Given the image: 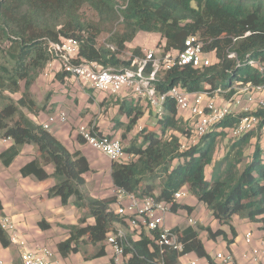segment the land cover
<instances>
[{"label":"trees","instance_id":"trees-1","mask_svg":"<svg viewBox=\"0 0 264 264\" xmlns=\"http://www.w3.org/2000/svg\"><path fill=\"white\" fill-rule=\"evenodd\" d=\"M141 32L159 34L165 39V51L181 50L189 36L198 35L205 51L214 54V64L203 70L184 66L161 72L156 82L160 93L181 86L191 93L231 89L232 95L238 83L264 86V76L252 64L264 62V0H0V138L13 141L0 159L9 166L24 146L37 147L39 156L21 170L22 175L44 181L49 178L45 166L53 165L56 185L49 196L61 198L63 204L72 200L77 208L87 211L79 225L67 227L70 237L60 245L64 254L80 253L81 245L88 242L100 246L93 259L104 257L107 235L117 231V224H124L111 208L116 198L95 199L88 195L84 175L90 165L86 157L81 152H70L30 118L29 114L46 109V105L35 101L31 87L47 65L58 59L53 45L62 39L79 41L76 63L93 62L121 72L132 68L135 57H142L140 49H135L129 60L121 58L126 44ZM102 35L107 38L100 44ZM230 53L237 54L238 62L229 57ZM150 71L149 66L145 72ZM14 95L20 97L15 99ZM120 112L130 115L124 106ZM139 115L130 120L131 126ZM255 115L261 118L259 135L255 130L239 139L232 138L230 129L242 116L231 115L196 146L181 151L180 142L190 133V125L170 100L162 118L157 119L159 132L144 136L141 144L138 139L132 141L124 149L125 161L112 163L111 176L117 189L140 193V197L156 196L159 191L156 198L167 203L176 192L186 189L222 227L231 229L232 239L222 229L174 228L184 244L180 254L173 250L161 253L145 232L137 241L127 234L129 264H180V258L190 253L212 261L200 231H206L210 240L222 237L230 245L237 236L232 226L235 216L261 224L264 232V148L260 144L264 110ZM225 133L233 142L216 160L219 140ZM254 140V153L243 165L246 149ZM185 208L175 204L172 211ZM88 218L95 223L87 224ZM40 226L48 227L44 222ZM152 235L159 238L158 231ZM0 242L5 248L12 245L1 224Z\"/></svg>","mask_w":264,"mask_h":264},{"label":"crops","instance_id":"crops-1","mask_svg":"<svg viewBox=\"0 0 264 264\" xmlns=\"http://www.w3.org/2000/svg\"><path fill=\"white\" fill-rule=\"evenodd\" d=\"M149 38L153 40L151 46L145 45ZM161 45H165V39L159 34L141 32L132 42L126 44V48L131 50V56L135 49H140L142 57L134 59L139 60L148 52L158 50ZM212 56L214 57V54ZM31 92L38 104L46 105V109L39 114H29L37 124L43 127L44 124L49 123L51 116L60 113L66 115L65 122L58 120L50 124L47 131L70 152H81L88 160L90 171L84 175L88 195L95 199L114 197L117 202L119 189L114 186L111 176L113 161L88 145L79 135V128L96 125L101 134L120 139L125 148L137 139L138 144H141L150 129V123L154 122L150 133L159 132V125H157L158 131H154L158 122L147 100L137 99L134 95L125 92L112 96L86 87L78 79L67 75L58 59L47 65L32 85ZM13 97L18 99L20 95ZM122 106L130 115L120 112ZM138 113L140 115L136 124L131 126L130 120ZM181 115L184 119L189 116L186 112ZM12 146V140L0 138V155ZM38 156L37 147L26 145L9 166L0 159V202L3 206V217H8L15 223L17 237L25 242V250L39 252L48 249L53 254L51 260L57 264H112V250L107 245L106 256L94 259H85L82 252L64 254L60 251V245L70 237L67 227L79 225L80 219L85 217L87 211L77 208L72 200L63 204L61 198L49 196V190L56 185L53 165L45 166L49 178L44 181L22 175L21 170ZM155 195L158 196L159 191H156ZM122 203L126 204V199L122 200ZM179 205L188 209H179L176 213L171 210L166 216L165 227L174 229L191 226L188 222L191 217L197 222L196 226H191L194 229L197 230L199 227H210L214 231L222 229L228 234L229 239H232L230 227H222L212 217L207 207L194 196L181 200ZM111 208L116 209V203ZM122 221L126 223L125 220ZM42 222L48 227L42 228L40 226ZM94 223L93 218L87 219V224ZM232 226L237 236L230 245L222 237L215 241L210 240L206 231H200V239L211 259L219 252H227L233 255L235 264H250L252 249L264 247V232L260 229L261 224L235 216ZM116 228L124 231L126 235H131L134 241L140 239V234L134 232L127 223L117 224ZM146 234L148 235L147 232ZM247 234H251L250 242L246 240ZM22 251L23 247L20 245L12 244L5 248L0 242V259L7 264H21ZM195 258H199L195 253L186 254L180 258V264Z\"/></svg>","mask_w":264,"mask_h":264},{"label":"built area","instance_id":"built-area-1","mask_svg":"<svg viewBox=\"0 0 264 264\" xmlns=\"http://www.w3.org/2000/svg\"><path fill=\"white\" fill-rule=\"evenodd\" d=\"M53 49L61 62L62 70L67 75L97 92L112 96L125 92L137 99H146L157 119L162 118L166 103L174 101L180 114L185 112L189 114L184 120L190 125V133L180 142L181 151L196 146L212 128L231 115L243 113L236 126L230 129V136L235 139L257 130L261 123V118L255 113L260 109L264 110V86L238 83L232 95L231 89L191 93L181 86L164 93L158 91L156 82L161 72L184 66L203 70L214 64L213 53L205 51L204 41L198 35L189 36L181 50L165 51V45H161L158 50L148 52L144 58L134 60L131 69L121 72L104 69L93 62L76 63L80 54V43L75 38H64L61 43L53 45ZM229 57L238 62L236 53H230ZM252 64L264 76V62ZM149 66L151 71L146 73ZM58 120L65 122L66 115L60 113L51 116L49 123L44 124L43 128L48 130L50 124ZM79 135L88 145L104 153L113 162L125 161V147L122 141L101 134L96 125L81 126ZM190 196L186 189H182L174 194L171 202L167 203L159 201L156 196L140 197V193H128L119 189L116 209L112 210L125 220L134 232L141 234L146 231L161 253L173 250L180 254L184 250V244L180 241L179 234L165 227V219L173 205ZM125 199L127 203L123 204L122 200ZM188 222L191 226L197 225L196 220L191 217ZM0 224L11 243L23 247L21 264H57L51 260L53 254L48 249L39 252L25 250V242L18 239L15 223L10 218H1ZM153 231L159 232V238L152 235ZM246 240L250 242L251 234L246 235ZM105 243L112 250V264H129L130 255L126 253V249L130 247V242L124 231L109 233ZM0 264L7 263L0 259ZM185 264H235V258L231 253L219 252L212 261L195 258ZM250 264H264V247L252 249Z\"/></svg>","mask_w":264,"mask_h":264},{"label":"rangeland","instance_id":"rangeland-1","mask_svg":"<svg viewBox=\"0 0 264 264\" xmlns=\"http://www.w3.org/2000/svg\"><path fill=\"white\" fill-rule=\"evenodd\" d=\"M119 5H120V7H123V4H119ZM106 38H107L106 35H102L99 38L100 44H103ZM152 41L153 40L151 38H149L145 45L151 46ZM130 54H131V50L126 48L125 52L122 54V57L127 59V60H129L131 58ZM162 74H164V72L161 73V75ZM242 115H243V113L239 114V116H242ZM157 121L158 120H156V122ZM153 123H150V129L148 130L147 135L150 134V130L153 128V126H152ZM157 125L158 124L155 125L156 129H154V131H158V126ZM220 131H222V129L218 130V132H220ZM254 133H255V135H259V131L258 130H256ZM260 134H262L261 139H260V144H261L262 148H264V132L260 133ZM232 142H233V140L230 139L227 134H226L225 137H223V138H221L219 140V146H218V150H217V154H216V160H219V159H221L224 156L227 148L232 144ZM256 144H257V141L254 140L253 143L246 149V158H245V161H244L243 165L246 164L250 160L252 154L254 153ZM211 174H212V167H209L207 169V177L209 179H210ZM123 224L126 225L125 222H123ZM99 249H100V246H94V245H92V244H90L88 242L81 245V250H82L83 255L87 256L89 258H92L99 251Z\"/></svg>","mask_w":264,"mask_h":264}]
</instances>
